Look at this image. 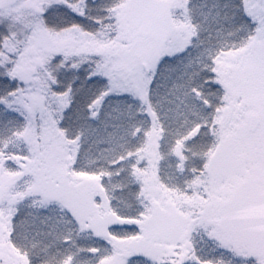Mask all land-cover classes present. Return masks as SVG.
I'll use <instances>...</instances> for the list:
<instances>
[{
  "label": "snow or ice",
  "instance_id": "snow-or-ice-1",
  "mask_svg": "<svg viewBox=\"0 0 264 264\" xmlns=\"http://www.w3.org/2000/svg\"><path fill=\"white\" fill-rule=\"evenodd\" d=\"M0 264H264V0H0Z\"/></svg>",
  "mask_w": 264,
  "mask_h": 264
}]
</instances>
